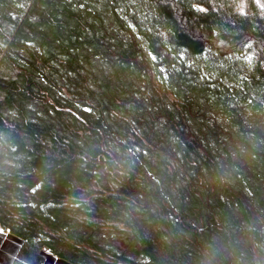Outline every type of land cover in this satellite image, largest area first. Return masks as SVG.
I'll return each instance as SVG.
<instances>
[{
    "label": "trees",
    "instance_id": "obj_1",
    "mask_svg": "<svg viewBox=\"0 0 264 264\" xmlns=\"http://www.w3.org/2000/svg\"><path fill=\"white\" fill-rule=\"evenodd\" d=\"M241 1L0 0L10 264H264V109L232 62L251 46L264 86V0Z\"/></svg>",
    "mask_w": 264,
    "mask_h": 264
},
{
    "label": "rangeland",
    "instance_id": "obj_2",
    "mask_svg": "<svg viewBox=\"0 0 264 264\" xmlns=\"http://www.w3.org/2000/svg\"><path fill=\"white\" fill-rule=\"evenodd\" d=\"M257 1L260 4V0ZM241 6L244 10V8L246 7L245 0L241 1ZM254 61L255 50L251 46H249V48H247V50L242 55L233 58L232 62L239 74V77L233 82H236L238 87L237 89H239V99L244 98L246 100L245 104L249 105L251 108L255 106V104H258L260 105L259 109H264V86L257 85V83H255L249 77V71L247 69L254 65ZM0 233L6 235L4 239V241L6 240V242L0 249V264H10L16 251V243L15 240L8 238L7 235L9 234V232L5 231L1 227Z\"/></svg>",
    "mask_w": 264,
    "mask_h": 264
},
{
    "label": "water",
    "instance_id": "obj_3",
    "mask_svg": "<svg viewBox=\"0 0 264 264\" xmlns=\"http://www.w3.org/2000/svg\"><path fill=\"white\" fill-rule=\"evenodd\" d=\"M5 237H6L5 234H1L0 233V249H1L2 245H3V242H4Z\"/></svg>",
    "mask_w": 264,
    "mask_h": 264
},
{
    "label": "crops",
    "instance_id": "obj_4",
    "mask_svg": "<svg viewBox=\"0 0 264 264\" xmlns=\"http://www.w3.org/2000/svg\"><path fill=\"white\" fill-rule=\"evenodd\" d=\"M5 241H6V240H5ZM5 241H4V242H5ZM4 242H3V244H4ZM2 246H3V245H2Z\"/></svg>",
    "mask_w": 264,
    "mask_h": 264
}]
</instances>
